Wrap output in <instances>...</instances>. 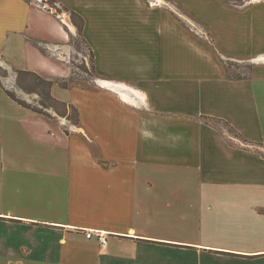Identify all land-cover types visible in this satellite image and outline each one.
Wrapping results in <instances>:
<instances>
[{
	"label": "crops",
	"instance_id": "obj_1",
	"mask_svg": "<svg viewBox=\"0 0 264 264\" xmlns=\"http://www.w3.org/2000/svg\"><path fill=\"white\" fill-rule=\"evenodd\" d=\"M57 2L83 20L90 86L58 83L68 24L0 0V59L51 79L80 117L0 85V264H264V0Z\"/></svg>",
	"mask_w": 264,
	"mask_h": 264
},
{
	"label": "rangeland",
	"instance_id": "obj_2",
	"mask_svg": "<svg viewBox=\"0 0 264 264\" xmlns=\"http://www.w3.org/2000/svg\"><path fill=\"white\" fill-rule=\"evenodd\" d=\"M30 3H34L41 8H46L52 13H54L61 21L67 20L69 24L73 25L74 31L67 26L68 30L72 33L70 38L71 53L68 56L69 66L72 68V76L68 79L67 85L69 87L79 85L83 87L90 86L92 84L94 77L93 59L90 50L88 49L86 43L84 42L81 33L79 31L78 24L79 19L74 18L72 12L65 7H60L56 0V3L51 0H28ZM67 24V23H66ZM1 60V59H0ZM0 64V85H5L7 87L12 86L13 89L18 90L16 93L17 97L30 104L33 107L39 108L44 113H48L50 117L61 118L57 115L54 109H43L40 104L41 96L39 94H30L22 90L17 84V77L14 82L15 76H17L16 70L12 67L10 68L3 60ZM228 76L231 78H246L249 77L250 71L253 67L252 62H239L236 60L226 61ZM51 80V79H49ZM14 83V84H13ZM15 92V90H13ZM73 116V113H69ZM45 116V115H43ZM49 118L48 116H45ZM64 118V117H62ZM73 118V117H72ZM216 125L228 136L230 140L237 142L242 145L248 146L242 137L232 129L228 124L223 122H217ZM255 149L261 151L264 154V146H254Z\"/></svg>",
	"mask_w": 264,
	"mask_h": 264
},
{
	"label": "trees",
	"instance_id": "obj_3",
	"mask_svg": "<svg viewBox=\"0 0 264 264\" xmlns=\"http://www.w3.org/2000/svg\"><path fill=\"white\" fill-rule=\"evenodd\" d=\"M51 1L56 3V0H51ZM72 15L74 18L79 19L80 23L78 24V27L82 36L83 20L74 12H72ZM16 74H17V84L22 90L30 94L36 93L41 96L40 104L43 107V109H50V108L54 109L58 116L68 118L70 121H72L75 124L79 123L80 117H79L78 109L73 105H70L66 102L56 99L52 95V86H53L52 80L46 79L41 75L37 74L36 72L28 71V70H16ZM66 81L67 80L63 79L60 80L58 83L62 88H69ZM6 93L11 99L16 101L18 104L22 105L23 107L30 109L31 111L37 114L45 115L53 119L52 117H50L51 115L50 116L48 115V113H44L39 108L33 107L30 104L20 100L17 97L16 92L12 90H6ZM69 113H73V116H71ZM258 146H263V145H258ZM262 213H264V211Z\"/></svg>",
	"mask_w": 264,
	"mask_h": 264
},
{
	"label": "built area",
	"instance_id": "obj_4",
	"mask_svg": "<svg viewBox=\"0 0 264 264\" xmlns=\"http://www.w3.org/2000/svg\"><path fill=\"white\" fill-rule=\"evenodd\" d=\"M85 233H86V237L88 239H91L92 237H94L96 235L99 238L102 245L106 244V237L101 232H94L92 230H87Z\"/></svg>",
	"mask_w": 264,
	"mask_h": 264
},
{
	"label": "bare ground",
	"instance_id": "obj_5",
	"mask_svg": "<svg viewBox=\"0 0 264 264\" xmlns=\"http://www.w3.org/2000/svg\"><path fill=\"white\" fill-rule=\"evenodd\" d=\"M64 21L70 26V28L72 29V30H74V27H73V25H71V24H69L68 23V21L67 20H65L64 19ZM0 64H2V61L0 60ZM104 84H106V83H104ZM107 85V84H106ZM124 97L123 98H125V100L127 99V100H130V101H132L131 99H130V97L129 96H127V95H125V94H122Z\"/></svg>",
	"mask_w": 264,
	"mask_h": 264
}]
</instances>
